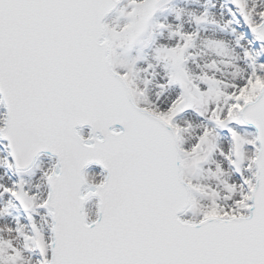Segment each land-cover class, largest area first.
<instances>
[{"label": "snow or ice", "instance_id": "obj_1", "mask_svg": "<svg viewBox=\"0 0 264 264\" xmlns=\"http://www.w3.org/2000/svg\"><path fill=\"white\" fill-rule=\"evenodd\" d=\"M0 264H264V0H0Z\"/></svg>", "mask_w": 264, "mask_h": 264}]
</instances>
